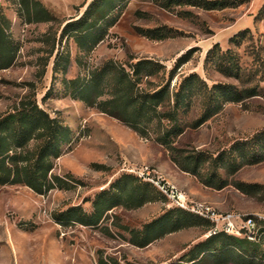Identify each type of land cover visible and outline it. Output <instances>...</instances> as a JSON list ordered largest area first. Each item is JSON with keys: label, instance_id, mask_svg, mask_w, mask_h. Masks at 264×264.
Here are the masks:
<instances>
[{"label": "rangeland", "instance_id": "374dc122", "mask_svg": "<svg viewBox=\"0 0 264 264\" xmlns=\"http://www.w3.org/2000/svg\"><path fill=\"white\" fill-rule=\"evenodd\" d=\"M40 1L51 12V21L29 23L20 14L19 0H0L18 45L14 64L0 71V116L33 100L69 127L71 145L55 160L53 172L70 181L44 194L23 184L0 185V264H99L101 256L117 264L181 262L194 245L215 235L210 234L213 224L201 220L146 246L134 244L132 230H141L168 210L182 208L193 213L177 206L152 180L175 185L185 195L188 207L205 202L219 213L255 216L261 237L257 262L264 264V160L241 162L250 151L248 142L259 153L264 146V140L254 137L264 129V0H225L223 7L214 9L207 8L208 0H118L120 6L110 16H115L116 22L102 24L93 34L99 41L91 49L85 43L78 45L73 37L62 39L60 34L92 0ZM152 29L163 38L148 37L147 31ZM210 49L213 52L208 54ZM227 51V57L239 65L238 75L223 71L230 61L222 55ZM181 56L185 60L172 87L184 76L197 73L209 87L226 84L238 91L250 86L259 90V95L243 101L225 102L220 112L200 127L187 129L174 142L184 154L204 152L208 158L200 160L201 177L188 175L195 184L190 186L198 187L206 198L165 179L159 165L171 164L168 149L84 100L79 86L103 66L131 72L133 63L148 58L160 62L164 69L149 79L143 77L139 86L154 87L168 78ZM76 78L80 79L78 86L72 83ZM108 78L102 77V83L107 84ZM108 97L105 93L99 100ZM202 110L203 98L197 96L187 118H197ZM224 152L227 156L233 152L238 169L224 159L214 161ZM213 173L215 183L226 181L228 185L217 189L201 182ZM123 174L151 179L146 182L156 187L158 198L136 208L116 206L98 225L55 219L56 214L77 206L91 214L97 194L108 190ZM200 264L215 262L205 258Z\"/></svg>", "mask_w": 264, "mask_h": 264}, {"label": "trees", "instance_id": "16d2710c", "mask_svg": "<svg viewBox=\"0 0 264 264\" xmlns=\"http://www.w3.org/2000/svg\"><path fill=\"white\" fill-rule=\"evenodd\" d=\"M117 1L92 0L79 18L64 25L60 38L73 37L78 45L85 43L91 49L99 41L93 34L102 24L109 23V26H112L116 22L117 18L110 16L120 6ZM224 3L225 0H208L207 8L223 7ZM19 5L20 14H23L29 23L53 19L51 12L40 0H19ZM10 28L11 20L0 3V71L14 64L18 52V45L12 38ZM154 32V29L148 30L146 35L154 39L163 38L162 34L157 35ZM212 52L213 49H210L208 54ZM222 55H226L230 60L223 67V71L228 75H238V63L227 57L230 55L228 51ZM184 60L185 56H181L169 71L168 78H163L154 87L139 86L143 77L149 79L164 69L160 62L148 58L133 63L131 72L123 67L103 66L93 72L91 82L79 85L80 79L76 78L72 83L80 86V91L85 94L84 100L92 105L97 104L102 112L118 118L140 136L153 138L168 149L170 159L181 170L201 177L200 160H208L204 152H199L196 156L184 154L174 145L175 140L187 129L200 127L220 112L225 102L243 101L259 95V90L256 86H250L238 91L234 86L226 84H213L209 87L197 73L184 76L172 87L177 69ZM107 75L111 78H108L107 84H103L102 77ZM105 86H108L107 91ZM105 93H109V97L99 100ZM197 96L203 98V110L197 118L189 120L187 116L191 111L193 99ZM254 137L264 140V129ZM32 141L34 144L31 146ZM71 142V129L57 117L50 116L33 100L22 102L14 111L0 116V185L23 184L40 194L65 187L70 180L55 174L53 170L55 160L65 152V146L71 145ZM248 145L250 151L241 157L242 163L264 160V146L259 153L251 142H248ZM225 153L214 157V161L224 159L223 161H227L233 169H238L239 164L233 152H230L229 156ZM213 177L215 173L202 178L201 182L217 189L228 185L226 181L215 183ZM238 188L245 191L242 184H239ZM157 198L158 192L152 183L142 181L132 174H123L108 190L97 194L91 214L77 206L56 214L55 219L59 222L75 221L84 225H98L105 213L116 206L136 208ZM179 209L168 210L162 216L146 223L141 230H132V242L143 247L167 233L198 224L201 220L212 225L211 221L204 217ZM259 237L258 233L257 240L251 241L246 237L222 231L198 242L181 262L175 264H200L205 258H211L215 264H258L257 260L261 254ZM112 263L117 264L113 260L108 262L102 256L99 258V264Z\"/></svg>", "mask_w": 264, "mask_h": 264}, {"label": "built area", "instance_id": "2783aa9c", "mask_svg": "<svg viewBox=\"0 0 264 264\" xmlns=\"http://www.w3.org/2000/svg\"><path fill=\"white\" fill-rule=\"evenodd\" d=\"M141 177H143V175ZM152 181L164 194L171 198L177 206L188 209L201 217L209 219L213 224L210 234H217L223 231L228 234L246 237L251 241L257 240L259 227L258 220L255 216H246L236 212L219 213L213 206L205 202H197L191 207H188L185 195L180 192L175 185L159 180Z\"/></svg>", "mask_w": 264, "mask_h": 264}, {"label": "crops", "instance_id": "0c3cea01", "mask_svg": "<svg viewBox=\"0 0 264 264\" xmlns=\"http://www.w3.org/2000/svg\"><path fill=\"white\" fill-rule=\"evenodd\" d=\"M159 169H160L161 174L165 177V179H167L171 183H174L180 187L186 186L191 191H194L198 196L206 198V196H207L206 193L198 190L197 186H196L197 187L196 189H193L190 186V184H194V182H193L192 178L188 175L192 176V174L181 170L172 160H171V164L170 163L168 164L167 162H163V164L159 165ZM142 181H150V180L147 178H142ZM150 202H152V201H150ZM147 203H149V202H147ZM147 203H145V204H147Z\"/></svg>", "mask_w": 264, "mask_h": 264}]
</instances>
